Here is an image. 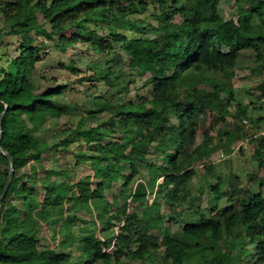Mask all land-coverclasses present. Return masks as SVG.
Returning a JSON list of instances; mask_svg holds the SVG:
<instances>
[{"label": "trees", "instance_id": "1", "mask_svg": "<svg viewBox=\"0 0 264 264\" xmlns=\"http://www.w3.org/2000/svg\"><path fill=\"white\" fill-rule=\"evenodd\" d=\"M125 1L133 0L0 1L5 24L0 39L5 28L22 39L16 56L0 50V117L7 108L0 144L15 160L1 207L0 264H125L122 254L144 262L162 247V264H264V177L257 190L242 186L237 177L229 185L219 179L189 190L197 165L215 153L210 129L198 141L202 116L210 113L213 123L227 115L239 123L252 118L249 107L235 98L232 81L243 51L253 49L264 61V25L252 20V14L264 17V0H249L248 9L242 7L245 0H156L155 8L142 1L125 6ZM227 1L239 5L237 19L222 16L220 5ZM151 12L162 36L109 33L129 56L131 69L149 76L150 96L114 104L105 94L97 95L94 107L77 106L79 121L67 124L65 135L51 145L44 135L48 125L72 114L57 106L58 97L75 89L89 95L93 88L96 94L99 82L116 93L126 83L122 72L117 75L111 67L85 69L72 62L66 69L80 76L77 87H38L33 77L44 43H35L32 33L46 39L59 35L62 49L82 42L105 54L115 47L100 35L99 22L119 25ZM122 60L116 54L112 62ZM103 115L105 122L87 126ZM76 142L82 148L74 166L87 164L91 172L72 183L68 164L65 168L57 155L69 153ZM256 143L260 171L264 145ZM2 164L7 167L0 166V198L10 172L9 160L0 153ZM142 170L148 172L143 181L137 179ZM160 178L165 193L157 192L150 202ZM117 183L122 189L110 200L106 193ZM205 195L208 204L202 208ZM116 226L113 236L106 235Z\"/></svg>", "mask_w": 264, "mask_h": 264}, {"label": "rangeland", "instance_id": "2", "mask_svg": "<svg viewBox=\"0 0 264 264\" xmlns=\"http://www.w3.org/2000/svg\"><path fill=\"white\" fill-rule=\"evenodd\" d=\"M140 1L148 3L151 8L158 6L156 0H133L130 2L125 1L123 4L125 6L134 3L138 4ZM242 7L248 9L249 0H245L242 3ZM238 9L239 5H236L235 1H227L220 5L221 14L225 19H237ZM39 20L40 22L43 21L41 15H39ZM143 20H145L144 23H142ZM252 20L257 25H264V17L262 18L258 14H252ZM99 23V33L107 40L110 39L109 33L114 29L120 33H124L126 30L138 31L139 33H144L150 38H158L163 35V31L159 27V21L155 16H152V12L151 15L143 13L138 14L137 16H131L130 20H122L119 25H116L115 22H110V26L103 22ZM95 25L96 23H90L89 27L92 29ZM4 27L5 24L0 18V28ZM9 30L10 28H5L1 34L2 36L0 40L3 41V43H1L0 50L2 53L16 56L22 39L18 36L8 34ZM31 37L34 39L35 43H44L43 51L41 53L42 59L38 63L33 77V83L38 87L46 89L54 87L55 85H63L67 83L77 87V81L80 76L77 77L66 69V67L72 62L76 63L78 67L85 69L89 67L91 68L95 65H97L99 69L111 67L117 75L122 72L123 82L126 83L120 91L116 93H114L113 89L111 90L106 86L104 82H99L98 92L96 94H94V89L89 88L88 86L87 89L89 88V95H86L85 92L81 93L75 89L58 97L57 106L64 110L69 109L72 114L70 116H63L56 124L48 125V129L46 130L47 133H44V135L51 145L59 142L60 138L65 135L64 130L67 128V124H74V126L77 124L80 119V116L76 115L79 111L77 106L81 107L85 105L88 108L94 107V97L97 95L105 94L114 104L117 103L119 99L121 101L136 103L140 101L142 97L147 98L150 96V88L145 85V81L149 76L146 75L141 77L136 71L132 70L129 65L130 58L122 50L121 44L114 43L111 39L110 41L115 47L114 50H109L105 54H101L94 49L89 48L87 44L82 42L74 43L65 49H62L59 47V35H55L52 39H46L44 36L33 32ZM116 54H121L123 59L118 65L115 62H112ZM110 60L111 62L107 64V61ZM232 86L235 98L249 107V114L252 118L247 119L246 123H239L236 122L232 116L227 115L224 118H221L220 121L213 123V118L210 113H206L202 116L198 141L201 142L203 139V132L205 129H210V134L214 138V144L212 147L215 153L212 158L197 165L196 174L189 185V190L193 191V193L201 187H206L208 184H216L219 179L224 182L225 185H229L235 180V177H237L242 186L256 190L259 189L263 171H258V160L254 155L257 143L254 137L258 132L264 130V118L261 121H257L258 118L264 117V90L261 89V87L264 86V61L257 60V53L255 50L251 49L242 52L236 68V76L232 81ZM229 93L230 92H226L223 96L225 98L229 97ZM256 107H262L263 110H255L254 108ZM228 109L231 112L233 111V108ZM106 119L107 116L103 115L100 120L94 119L88 121L87 126L91 124L95 126L100 122H105ZM241 128L242 130H240ZM108 139L110 140L111 138ZM79 145L80 144L76 142L71 147L69 153L65 155L64 153H59L57 155L60 156L59 159L61 160V164L64 165L65 168L68 164L70 180L72 183L91 172L87 164L74 166L76 163V153L81 151L82 148ZM100 150L101 149L98 148L96 149L97 152H101ZM127 151L128 150H126V152ZM0 166L2 168L7 167L5 164ZM53 168L58 169L59 165L53 164ZM209 172L210 174H208ZM147 174L148 172L146 170H142V173L137 176V179L143 181ZM205 176L207 177L205 178ZM53 177L51 176V180L53 181H62V178ZM162 183L163 179L160 178L157 186L151 190V194L148 195L150 202H153L157 192L161 191L162 194L165 193V188H162ZM136 185L137 183L135 181L133 186ZM121 189V183L115 184L111 190L107 191V198L111 200L112 194H119ZM42 190L43 188H39L40 192H42ZM204 191L206 193L207 189L205 188ZM262 191L264 192V188H262ZM40 192L38 194L41 199H43ZM206 199L207 197L205 195L203 196L202 201L199 202L202 208H205L208 204ZM164 210L167 211V206H164ZM173 211H175V209H173ZM84 217L86 218L87 216H83V219ZM165 224L167 226V219L165 220ZM79 225L82 226L81 223H79ZM169 226L174 230L178 228V225L174 223H170ZM118 228L119 227L116 226L114 229L110 230V232H106V235L113 236L118 231ZM46 234L47 232H45V235ZM42 243L44 246H47L48 241L46 240ZM78 249V245L73 246L72 251L74 256L79 255ZM108 251L111 253L115 252V246L111 245V247L108 248ZM164 251L165 248L162 247L158 251L153 252L149 259L144 262L141 260L131 261L127 258L126 254H122L121 259L125 264H162Z\"/></svg>", "mask_w": 264, "mask_h": 264}, {"label": "water", "instance_id": "3", "mask_svg": "<svg viewBox=\"0 0 264 264\" xmlns=\"http://www.w3.org/2000/svg\"><path fill=\"white\" fill-rule=\"evenodd\" d=\"M6 111H7V108H6ZM6 111H4L3 114L0 117V143H1V139H2L3 120H4V116H5ZM0 153H2L9 160V162H10V172H9V175H8V178H7V181H6V185H5V188H4V192H3V194L1 195V198H0V217H1V207H2L3 201H4V199H5L8 191H9V188L11 186L12 180L14 178V173H15V160L12 157V155L10 153H8L1 146V144H0Z\"/></svg>", "mask_w": 264, "mask_h": 264}, {"label": "built area", "instance_id": "4", "mask_svg": "<svg viewBox=\"0 0 264 264\" xmlns=\"http://www.w3.org/2000/svg\"><path fill=\"white\" fill-rule=\"evenodd\" d=\"M246 122H247V120H244V123H246ZM254 139L256 140V142H262V144L264 145V130L258 132V133L255 135ZM222 156H223V155H222ZM261 163H263V165H264V150H263V152H262V156H261ZM262 171H263V175H262V177H264V166H263Z\"/></svg>", "mask_w": 264, "mask_h": 264}]
</instances>
